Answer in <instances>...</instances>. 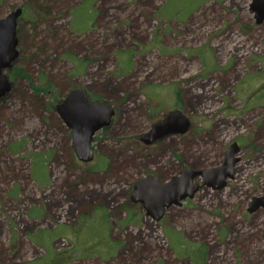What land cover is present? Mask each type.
Returning <instances> with one entry per match:
<instances>
[{"label": "rangeland", "instance_id": "1", "mask_svg": "<svg viewBox=\"0 0 264 264\" xmlns=\"http://www.w3.org/2000/svg\"><path fill=\"white\" fill-rule=\"evenodd\" d=\"M252 1L0 0V20L25 10L0 101V264H195L202 246L205 264H264V208L249 213L264 197V22ZM76 88L116 112L90 164L56 111ZM172 111L194 131L143 145ZM234 142L224 190L202 189L160 223L132 204L139 179L219 167Z\"/></svg>", "mask_w": 264, "mask_h": 264}, {"label": "water", "instance_id": "2", "mask_svg": "<svg viewBox=\"0 0 264 264\" xmlns=\"http://www.w3.org/2000/svg\"><path fill=\"white\" fill-rule=\"evenodd\" d=\"M251 9L257 24L263 23L264 0H253ZM23 13V8L17 9L0 20V101L13 89V84L4 73L13 67L20 56L18 24ZM56 111L71 130L76 158L84 164L92 163L95 159L93 139L99 131L112 124L115 110L104 103L91 102L82 89L76 88L57 105ZM190 129V120L182 112L172 111L164 122L154 124L143 134L141 142L149 147L170 136H184ZM240 151L239 144L234 142L226 150L221 166L203 170L185 166L178 176L166 182L149 174L134 184L130 200L132 204L141 205L147 217L160 223L169 210L183 207L187 200H193L202 189L224 190L228 182L235 178ZM260 208H264V197L253 199L249 213L253 214Z\"/></svg>", "mask_w": 264, "mask_h": 264}, {"label": "trees", "instance_id": "3", "mask_svg": "<svg viewBox=\"0 0 264 264\" xmlns=\"http://www.w3.org/2000/svg\"><path fill=\"white\" fill-rule=\"evenodd\" d=\"M38 88H36V90H37ZM38 90H41L40 88L38 89ZM193 130V128L191 129V131ZM194 131V130H193ZM137 139H139V138H137ZM140 140V139H139ZM16 145H19V147L18 148H16L15 146H13V150H14V152L15 153H18V152H20V150H21V144H16ZM109 166V162L107 161V167ZM106 167V168H107ZM106 168H99V169H103V170H105ZM131 217H132V212H131ZM202 249H203V251L202 252H200V254H197V255H195V256H193V259H194V257L196 258V261H195V264H205L206 262H207V259H208V249L206 248V247H204V246H202ZM197 262V263H196Z\"/></svg>", "mask_w": 264, "mask_h": 264}, {"label": "crops", "instance_id": "4", "mask_svg": "<svg viewBox=\"0 0 264 264\" xmlns=\"http://www.w3.org/2000/svg\"><path fill=\"white\" fill-rule=\"evenodd\" d=\"M96 221L97 222H105L106 224H107V226L109 227V224H108V220H107V215H106V212H105V210H99L98 212H97V215H96ZM111 244L113 245L114 244V242H112L111 241ZM117 244V243H116ZM54 247V246H53ZM116 246L114 245V248H115ZM116 250V249H115ZM114 250V251H115ZM115 253V252H114Z\"/></svg>", "mask_w": 264, "mask_h": 264}, {"label": "flooded vegetation", "instance_id": "5", "mask_svg": "<svg viewBox=\"0 0 264 264\" xmlns=\"http://www.w3.org/2000/svg\"><path fill=\"white\" fill-rule=\"evenodd\" d=\"M106 1V0H105ZM101 2H102V0H97V2H96V4H101ZM25 11V10H24ZM166 118V117H165ZM165 121V119L163 120V121H161V122H159V123H162V122H164ZM113 122V121H112ZM168 138H171V137H168ZM166 140V139H165ZM142 143V142H141ZM158 144H159V142H157ZM157 143H155L154 145H156ZM143 144V143H142ZM144 145V144H143ZM154 145H152V146H154ZM152 146H149V147H152ZM109 162V161H108ZM110 166V165H109ZM108 168V167H107ZM106 168V169H107Z\"/></svg>", "mask_w": 264, "mask_h": 264}]
</instances>
